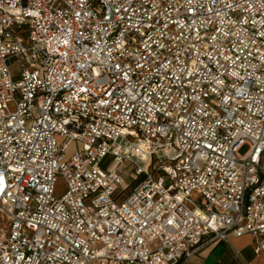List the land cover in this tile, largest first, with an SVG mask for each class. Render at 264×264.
Here are the masks:
<instances>
[{
  "label": "built area",
  "instance_id": "2783aa9c",
  "mask_svg": "<svg viewBox=\"0 0 264 264\" xmlns=\"http://www.w3.org/2000/svg\"><path fill=\"white\" fill-rule=\"evenodd\" d=\"M246 235L264 256V0H0V264Z\"/></svg>",
  "mask_w": 264,
  "mask_h": 264
},
{
  "label": "rangeland",
  "instance_id": "374dc122",
  "mask_svg": "<svg viewBox=\"0 0 264 264\" xmlns=\"http://www.w3.org/2000/svg\"><path fill=\"white\" fill-rule=\"evenodd\" d=\"M10 71L13 74V76H18L19 75V64L18 63H14L10 66ZM250 146L245 144L244 146H242L239 150L241 155H244L248 150H249ZM74 147H71L68 151V155L67 158L70 156V154L73 152ZM112 157H108L104 163H103V168H106L111 162H112ZM132 171V168H130L126 173H125V178L128 177V175H130ZM67 186H66V181L63 177H59L56 183V191H55V195L56 197H61L65 192H66ZM251 237H244L242 239H240L239 241H236L235 243H231V245L228 244H222L223 246V261L228 263V264H241L240 260H241V256H243L245 253L246 255L249 256V261L252 264H263V261L261 258H258L256 256H254L252 254V248H251V243H250V239ZM233 244L235 245V247H238L240 249H242L241 253H238L237 250H235ZM217 245V243L215 245H211L209 247H207L204 250L210 251L212 248H214ZM203 253L201 254L200 257V264H203Z\"/></svg>",
  "mask_w": 264,
  "mask_h": 264
},
{
  "label": "crops",
  "instance_id": "0c3cea01",
  "mask_svg": "<svg viewBox=\"0 0 264 264\" xmlns=\"http://www.w3.org/2000/svg\"><path fill=\"white\" fill-rule=\"evenodd\" d=\"M246 236H248V235H246ZM246 236H243V237H241V238H236V239H234L231 243H235L236 241H239L240 239H242V238H244V237H246ZM248 237H250V236H248ZM251 239V238H250ZM231 243L230 244H228V243H224V242H218L217 243V245L218 244H220V245H222V244H228V245H231ZM250 243H251V248H252V254L254 255V256H256V257H258V258H261L262 259V261H263V264H264V256H257L256 254H255V252H254V249H253V245H252V239L250 240ZM216 243H212V244H208V245H205L204 247H202L201 249H200V251H199V253H198V256H196L194 259H193V262H192V264H200V257H201V254L203 253V257H204V260H203V264H218L219 262H220V260L217 258V257H215L214 255H213V250H214V248L217 246H215L214 248H212L210 251H208L207 252V250H204V249H206L207 247H209V246H211V245H215ZM233 246H234V248H235V250H237V252L238 253H241L242 251V249H240V248H238V247H235V245L233 244ZM223 247V246H222ZM241 251V252H240ZM243 253V252H242ZM244 255H243V257H245L248 261H249V256L248 255H246L245 253H243ZM221 255H222V257H223V250H222V253H221ZM250 262V261H249ZM240 263H241V260H240ZM251 264V263H250ZM253 264V263H252Z\"/></svg>",
  "mask_w": 264,
  "mask_h": 264
},
{
  "label": "trees",
  "instance_id": "16d2710c",
  "mask_svg": "<svg viewBox=\"0 0 264 264\" xmlns=\"http://www.w3.org/2000/svg\"><path fill=\"white\" fill-rule=\"evenodd\" d=\"M222 250H223L222 245L218 244L213 250V255L220 260V262L218 264H228V263L223 261V257L221 255Z\"/></svg>",
  "mask_w": 264,
  "mask_h": 264
},
{
  "label": "bare ground",
  "instance_id": "6f19581e",
  "mask_svg": "<svg viewBox=\"0 0 264 264\" xmlns=\"http://www.w3.org/2000/svg\"><path fill=\"white\" fill-rule=\"evenodd\" d=\"M241 264H250V262L243 256H241Z\"/></svg>",
  "mask_w": 264,
  "mask_h": 264
}]
</instances>
